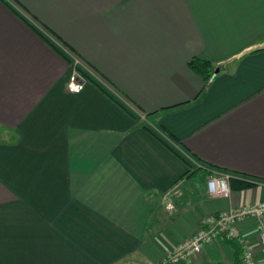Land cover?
I'll return each mask as SVG.
<instances>
[{
	"label": "crops",
	"instance_id": "obj_1",
	"mask_svg": "<svg viewBox=\"0 0 264 264\" xmlns=\"http://www.w3.org/2000/svg\"><path fill=\"white\" fill-rule=\"evenodd\" d=\"M259 48L264 0H0V264H161L264 200ZM211 170L250 186L211 197ZM255 226L184 264H262Z\"/></svg>",
	"mask_w": 264,
	"mask_h": 264
},
{
	"label": "built area",
	"instance_id": "obj_2",
	"mask_svg": "<svg viewBox=\"0 0 264 264\" xmlns=\"http://www.w3.org/2000/svg\"><path fill=\"white\" fill-rule=\"evenodd\" d=\"M83 85L82 76L74 69L67 82L68 92L78 93ZM210 172L206 182L208 194L211 197L228 198L231 191V174L224 172L218 174L212 170ZM162 198L167 213H174L176 209L169 193H165ZM248 219L256 222L257 244L262 256V264H264V200L204 216L200 221L198 231L189 239L168 250L161 264H184L194 260L201 254L205 245L216 241L221 234H225L228 238L239 239L238 225ZM240 243L242 245L241 264H260L254 251L243 244L242 240Z\"/></svg>",
	"mask_w": 264,
	"mask_h": 264
},
{
	"label": "trees",
	"instance_id": "obj_3",
	"mask_svg": "<svg viewBox=\"0 0 264 264\" xmlns=\"http://www.w3.org/2000/svg\"><path fill=\"white\" fill-rule=\"evenodd\" d=\"M263 50H264V48L255 49V50L248 52L247 54H253V53H256L259 51H263ZM188 66L203 81V83H204L203 93H204L206 91V89L208 88V86L210 85V81H211V78L213 76L212 65L207 61H202V60L193 58L188 62ZM195 172H197V170L189 172L186 175L191 176ZM235 186H237L238 189H245V188H248L250 186V184L245 183V182H241V181H238V180H235L234 178H232L230 180V187L235 188ZM238 263L241 264V257H240Z\"/></svg>",
	"mask_w": 264,
	"mask_h": 264
},
{
	"label": "rangeland",
	"instance_id": "obj_4",
	"mask_svg": "<svg viewBox=\"0 0 264 264\" xmlns=\"http://www.w3.org/2000/svg\"><path fill=\"white\" fill-rule=\"evenodd\" d=\"M76 70V69H75ZM79 73V71H77ZM81 76V75H80Z\"/></svg>",
	"mask_w": 264,
	"mask_h": 264
}]
</instances>
